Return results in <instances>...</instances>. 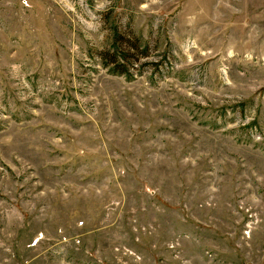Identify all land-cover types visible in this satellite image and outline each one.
<instances>
[{"label": "rangeland", "instance_id": "obj_1", "mask_svg": "<svg viewBox=\"0 0 264 264\" xmlns=\"http://www.w3.org/2000/svg\"><path fill=\"white\" fill-rule=\"evenodd\" d=\"M0 264H264V0H0Z\"/></svg>", "mask_w": 264, "mask_h": 264}, {"label": "trees", "instance_id": "obj_2", "mask_svg": "<svg viewBox=\"0 0 264 264\" xmlns=\"http://www.w3.org/2000/svg\"><path fill=\"white\" fill-rule=\"evenodd\" d=\"M126 43L131 42L126 41ZM126 45V52H115L114 54L105 53L103 55V61L105 66L111 67L110 69L113 74L132 76L135 70L137 72H140V69L143 70V67L145 65H151V67H153L154 69H158V64L140 63L141 58L137 54L142 53L145 57H148V53L150 52V46L148 44L144 47H142L139 42H135V44L131 43Z\"/></svg>", "mask_w": 264, "mask_h": 264}]
</instances>
